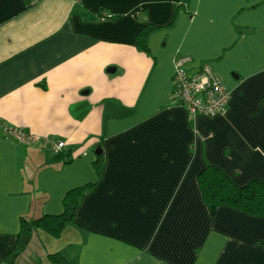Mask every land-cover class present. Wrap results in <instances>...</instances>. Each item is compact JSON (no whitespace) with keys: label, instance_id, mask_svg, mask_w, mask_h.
Returning <instances> with one entry per match:
<instances>
[{"label":"crops","instance_id":"obj_1","mask_svg":"<svg viewBox=\"0 0 264 264\" xmlns=\"http://www.w3.org/2000/svg\"><path fill=\"white\" fill-rule=\"evenodd\" d=\"M147 26L158 29L142 51ZM180 56L190 75L213 67L231 92L225 113L192 118L179 103ZM5 126L65 141L63 156ZM207 166L238 187L264 182V0H0V264L21 217L61 215L66 195L91 184L60 238L38 232L15 264L58 253L72 264H264V217L212 214L198 184Z\"/></svg>","mask_w":264,"mask_h":264},{"label":"trees","instance_id":"obj_2","mask_svg":"<svg viewBox=\"0 0 264 264\" xmlns=\"http://www.w3.org/2000/svg\"><path fill=\"white\" fill-rule=\"evenodd\" d=\"M105 15H100L96 22L104 21ZM109 19V17H106L105 21ZM155 29L157 30L158 28L147 26L138 32L137 41L140 50H148L147 40ZM214 73L219 77L215 71ZM61 156H63L62 152L55 158L59 159ZM66 157L68 158L67 163L72 161L69 154ZM93 166L100 179L103 173L104 157L102 155L98 156ZM198 184L204 201L212 214H215L220 207H227L252 217H264V182L259 180L252 181L244 187H238L219 168L207 166L198 176ZM95 185L91 184L70 191L63 201L64 210L61 215H45L35 220L21 217L16 247L12 253L4 257V261L9 264H15L28 248L35 233L41 231L55 239L60 238L64 229L74 222L76 211ZM49 259L53 264H72L63 253L50 255Z\"/></svg>","mask_w":264,"mask_h":264},{"label":"built area","instance_id":"obj_3","mask_svg":"<svg viewBox=\"0 0 264 264\" xmlns=\"http://www.w3.org/2000/svg\"><path fill=\"white\" fill-rule=\"evenodd\" d=\"M191 61V58L181 56L175 61L174 96L186 107L192 118L215 117L225 113L231 92L209 64H202L192 76H189L187 65ZM3 129L5 135L18 144L26 147L38 145L47 149L53 156L59 155L66 148L63 140L42 138L12 126H5Z\"/></svg>","mask_w":264,"mask_h":264},{"label":"rangeland","instance_id":"obj_4","mask_svg":"<svg viewBox=\"0 0 264 264\" xmlns=\"http://www.w3.org/2000/svg\"><path fill=\"white\" fill-rule=\"evenodd\" d=\"M190 75V74H189ZM190 76H192V75H190ZM37 233H35L34 234V238H33V242H34V240H37L38 239V236L36 235ZM39 234L41 235V236H46V234L44 233V232H39Z\"/></svg>","mask_w":264,"mask_h":264},{"label":"water","instance_id":"obj_5","mask_svg":"<svg viewBox=\"0 0 264 264\" xmlns=\"http://www.w3.org/2000/svg\"><path fill=\"white\" fill-rule=\"evenodd\" d=\"M101 154H102V150L99 149L96 151V155H101Z\"/></svg>","mask_w":264,"mask_h":264}]
</instances>
